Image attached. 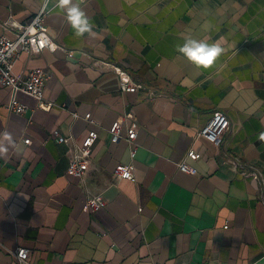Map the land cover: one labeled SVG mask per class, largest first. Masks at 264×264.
Listing matches in <instances>:
<instances>
[{"label": "crops", "instance_id": "obj_1", "mask_svg": "<svg viewBox=\"0 0 264 264\" xmlns=\"http://www.w3.org/2000/svg\"><path fill=\"white\" fill-rule=\"evenodd\" d=\"M58 0H48L44 24L60 47L23 53L15 71L50 72L44 96L55 105L10 112L0 87V264H264V0H86L93 23L76 37ZM75 2V0H74ZM44 0H0V35L9 20L25 22ZM218 43L207 69L177 51L185 39ZM125 70L141 88L121 91ZM137 126V148L111 142L107 128L125 112ZM229 130L216 145L195 134L216 112ZM57 128L70 138L58 143ZM96 134L83 180L66 174L74 145ZM29 138V143L24 142ZM186 158L196 174L176 163ZM133 165L135 181L114 179L116 164ZM88 193L106 206L91 213Z\"/></svg>", "mask_w": 264, "mask_h": 264}, {"label": "built area", "instance_id": "obj_2", "mask_svg": "<svg viewBox=\"0 0 264 264\" xmlns=\"http://www.w3.org/2000/svg\"><path fill=\"white\" fill-rule=\"evenodd\" d=\"M47 1L44 0V4L29 20L17 22L9 19L4 23V27L12 28L15 31L13 37L5 34L0 35V87L9 89L10 97L6 108L16 114H22L27 109V106L19 100V94H25L33 98L36 101V107L43 111H48L55 105L44 96L46 82L50 77L48 70L36 67L23 74L16 72L14 68L16 60L23 53L36 54L44 49L54 51L60 47L54 42L44 24V17L48 12ZM103 65L110 67L117 74L121 91L134 92L141 88L140 84L132 81L125 70L107 63H103ZM229 127L228 116L224 112L216 111L195 134V139L202 138L218 145ZM107 131L111 142L115 143L120 140L126 142L129 156L133 159L137 148V126L133 120L132 112H125L117 117L107 128ZM51 137L58 143H66L70 140V138L62 135L57 128L51 131ZM96 138L97 135L92 134L84 144L74 145L66 167L67 175L83 180L90 165L91 152ZM24 142L29 143V138H24ZM199 157L200 153L191 147L187 150L185 158L178 161L176 166L179 171L194 175L196 169L190 166L185 159L197 160ZM241 174L257 179L261 183L264 182L261 173L255 168L242 171ZM112 176L114 179L135 181L132 163L116 164ZM85 205L91 213H96L106 206V200L101 193H88L85 197ZM13 256L18 264H30L28 248L22 246L16 248Z\"/></svg>", "mask_w": 264, "mask_h": 264}, {"label": "clouds", "instance_id": "obj_3", "mask_svg": "<svg viewBox=\"0 0 264 264\" xmlns=\"http://www.w3.org/2000/svg\"><path fill=\"white\" fill-rule=\"evenodd\" d=\"M83 3L84 0H75V2L74 0H58L57 2V6L66 11L67 21L76 37H83L85 33L91 34L94 27L80 7ZM177 51L198 68L207 69L222 55L224 49L218 43H207L188 38L183 44L177 46ZM2 136L6 143L0 142V157L5 156L9 151V146L15 143L10 133H3Z\"/></svg>", "mask_w": 264, "mask_h": 264}]
</instances>
